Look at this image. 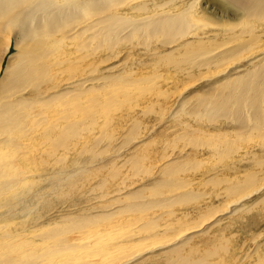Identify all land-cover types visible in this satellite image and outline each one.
Instances as JSON below:
<instances>
[{
  "label": "rangeland",
  "instance_id": "obj_1",
  "mask_svg": "<svg viewBox=\"0 0 264 264\" xmlns=\"http://www.w3.org/2000/svg\"><path fill=\"white\" fill-rule=\"evenodd\" d=\"M28 1L0 0V264H264V0Z\"/></svg>",
  "mask_w": 264,
  "mask_h": 264
},
{
  "label": "bare ground",
  "instance_id": "obj_2",
  "mask_svg": "<svg viewBox=\"0 0 264 264\" xmlns=\"http://www.w3.org/2000/svg\"><path fill=\"white\" fill-rule=\"evenodd\" d=\"M55 1H58V0H29V1H28V4H29L28 6L31 7L32 12L34 13V12H36V10L41 9L42 6H43L42 8L46 7V6H44L46 3H48V5H50V3L53 4V3H55ZM63 1H64V0H63ZM63 1H62V2H63ZM197 1H198V0H194V2H197ZM35 3H36V4H35ZM24 4H25V3H24ZM34 4H35V5H34ZM39 5H40V6H39ZM41 5H42V6H41ZM46 5H47V4H46ZM54 5H55V4H54ZM85 7H86V6H85ZM190 7H193V4L190 5ZM194 8H195V7H194ZM44 9H45V8H44ZM29 10H30V8H29ZM34 10H35V11H34ZM194 11H195V10H194ZM191 12H192V11H191ZM18 13H20V12H18ZM29 13H31V12L29 11ZM29 13H28V14H29ZM116 13H117V12H116ZM116 13H115V14H116ZM20 14H21V15H27V14H23V12L20 13ZM177 14H178V13H177ZM193 14H194V13H193ZM30 15H31V14H30ZM30 15H28V17H30V18L33 17V16H30ZM16 16H17V14H16ZM192 16H193V15H192ZM30 18H29V19H30ZM33 19H34V18H32L31 20H33ZM26 21L28 22L27 19H26ZM26 21H23V22L26 24ZM86 21H87V20H86ZM86 21H83V22H85V23H79V24L74 28V30H75L74 32H77L78 30H80V29H82V28H83V30H85L86 27H89V26H90V27H91V26H95L94 24H91V25L88 26L87 23H89V21H87V22H86ZM25 24L23 25V28L25 27L24 30H30V29H26L27 24H29V23H27L26 26H25ZM27 28H28V27H27ZM33 28H34L35 30H34ZM33 28H32V29L34 30V33L36 32V34H37V31H38V32L42 31V29H39V28H38L37 31H36V26H34ZM40 28H41V27H40ZM32 29H31V31H32ZM39 30H40V31H39ZM72 30H73V28H72ZM43 31H44V30H43ZM25 32H26V31H25ZM74 32H73V33H74ZM32 33H33V31H32ZM32 33H31V34H32ZM40 33H42V32H40ZM28 34H29V36H31L30 32H26V34L23 33V35H26V36H28ZM36 34H33V35H36ZM9 35H10V34H9ZM66 35H67V34H66ZM37 36H39V34H38ZM37 36H36V37H37ZM64 36H65V35H64ZM5 37H6V36H5ZM66 37H67V36L63 37L62 39L60 38V39H58V40H56V41H57V42H60V41L64 40V38H66ZM9 38H10V36H9ZM34 38H35V37H33V39H34ZM72 38H74V37H72ZM72 38H70V39H72ZM5 39L7 40V38H5ZM31 39H32V38H31ZM35 39H36L35 42H36L37 40H39L38 38H35ZM56 39H57V38H56ZM7 41H8V40H7ZM53 41H54V40H53ZM33 42H34V41H33ZM63 42H65V40H64ZM19 44H20V43H19ZM19 44H18V45H19ZM36 44H37V43H36ZM36 44H35L36 47H35V46H32V47L38 48L37 45L40 44V43H38L37 45H36ZM55 44H56V43H55ZM65 44H66V43H65ZM65 44H64V45H65ZM15 45H16V44H15ZM31 45H32V44H31ZM33 45H34V44H33ZM53 45H54V44H53ZM61 45H62V44H61ZM66 45H68V44H66ZM19 46H20V45H19ZM19 46H18V47H19ZM43 46H44V45H43ZM77 46H78V45H77ZM28 47L30 48V43H29V46H28ZM32 47H31V48H32ZM40 48H41V47H40ZM7 49H8V48H7ZM33 49H34V48H33ZM26 50H27L26 53H27V55H29V56H30V54H33V53L35 52L34 50H33V51H34V52H33V51H31L30 49H28V48H26ZM56 50H58V49H56ZM60 50H61V49H60ZM28 51H31L30 54H28ZM32 52H33V53H32ZM62 52H63V50H62ZM62 52H61V54L63 55L64 52H63V53H62ZM35 53H36V52H35ZM56 53H58V52H56ZM59 53H60V52H59ZM66 54H67V53H66ZM66 54H65V55H66ZM57 55H59V54H57ZM62 55H61V56H62ZM36 56H37V54H36ZM59 56H60V55H59ZM59 56H57L56 58L59 59ZM63 57H64V55H63ZM63 57H62V58H63ZM30 58H32V57H30ZM35 58H36V57H35ZM46 58L48 59L47 56H46ZM49 58H50V57H49ZM52 58H53V56L51 57V59H52ZM64 58H65V57H64ZM51 59H50V60H51ZM34 60H36V59H34ZM52 60H53V59H52ZM27 61H29V60H27ZM47 61L50 62L49 60H47ZM47 61H46V63H47ZM55 61H56V60H55ZM29 62H30V61H29ZM58 62H60V61H58ZM33 63H34V62H33ZM35 63H36V62H35ZM43 63H44V61H43ZM51 63H52V65H56V64H54V60H53ZM55 63H57V62H55ZM26 64H27V63H26ZM29 64H31V63H29ZM27 65H28V64H27ZM33 65H34V64H33ZM23 66H24V65H23ZM56 66H57V65H56ZM29 67H30V66H29ZM22 68H23V67H22ZM25 68H26V67H25ZM25 68H24V69H25ZM33 68H34V67H33ZM24 69H22L23 72H24ZM54 69H56V68H54ZM19 70H20V69H19ZM25 70H27V69H25ZM30 70H31V69H30ZM30 70H28V71H30ZM52 71H53V69H52ZM56 71H57V70H55L54 72H56ZM25 72H26V71H25ZM19 73H20V72H19ZM33 73H34V72H33ZM24 74H25V73H24ZM26 74H28V72H26ZM50 74H51V73H50ZM19 75H20V74H19ZM48 75H49V74H48ZM25 77H27V76H25ZM46 77H47V76H46ZM53 78H54V76H53ZM26 87H27V86H26ZM26 87H25V88H26ZM52 87H53V86H52ZM19 89H20V88H19ZM21 90H22V89H21ZM49 90H50V89H49ZM19 92H20V90H19ZM42 93H43V92H42ZM8 96H9V95H8ZM8 96H7V97H8ZM9 97H10V96H9ZM1 101H2V100H1ZM4 103H8V101H6V102H4ZM8 104H9V103H8ZM15 105H16V104H15ZM13 106H14V104H13ZM13 106H10V105H9L8 107H13ZM6 107H7V104H6ZM8 107H7V108H8ZM9 109H12V108H8L7 111H8ZM21 109H23V108L21 107ZM24 109H25V108H24ZM12 110H14V109H12ZM12 110H11V111H12ZM0 111H1V110H0ZM14 111H15V110H14ZM14 111H13V113H11V114H13V115H17V114H14V113H15ZM16 111H17V110H16ZM23 111H24V110H23ZM28 111H29V110H28ZM21 112H22V110H21ZM26 112H27V110H26ZM0 113H2V111H1ZM27 113H28V112H27ZM31 113H33V112L30 110L29 113H28V116H30ZM4 114H5V113H4ZM11 114H10V115H11ZM22 114H23V113H22ZM0 115H1V114H0ZM13 115H11V116H13ZM31 115H32V114H31ZM18 116H20V115H18ZM28 116H27V117H28ZM33 117H34V116H33ZM1 118L3 119L2 116H1ZM11 118H12V117H11ZM0 120H1V119H0ZM15 120H16V119H15ZM16 122H18V121H16ZM14 123H15V121H14ZM18 123H19V122H18ZM6 124H7V123H6ZM10 124H12V123H10ZM30 124H31V123H30ZM33 124H35V123L33 122ZM36 124H37V123H36ZM36 124H35V126H39V125H36ZM19 125H20V124H19ZM35 126H34V128H35ZM18 127H19V126H18ZM23 127H24V126H23ZM31 127H33V126H31ZM36 128H37V127H36ZM11 129H12V127H11ZM13 129H14V128H13ZM13 129H12V130H13ZM31 129L33 130V128H30V130H31ZM7 130H8V129H6L5 131L7 132ZM32 130H31V131H32ZM37 130H38V129H37ZM31 131H30V132H31ZM17 132H18V131H17ZM30 132H29V133H30ZM10 133H11V131H10ZM13 133H14V132H13ZM5 134H7V133H5ZM11 135H12V134H11ZM14 135L17 136L16 133H15ZM22 135H24V133L21 134L20 137H21ZM6 136H7V139H8V135H6ZM29 136L31 137V134H30ZM29 136H28V137H29ZM24 138H25V137H24ZM7 139L5 138L3 141L6 142ZM20 140H21V139H20ZM30 140H31V139H30ZM3 141H1V142H3ZM11 141H12V140H11ZM25 141H27V140H25ZM4 142H3V143H4ZM21 142H22V140H21ZM28 142H29V141H28ZM19 143H20V142H19ZM23 143H24V140H23ZM30 144H31V143H30ZM20 145H21V144H20ZM23 146H27V145H25V143H24ZM26 148H28V147H26ZM26 148H25V149H26ZM20 149H21V148H20ZM22 149H24V148H22ZM26 150H27V149H26ZM7 151H8V149H7ZM22 151H23V150H22ZM9 152H10V151H9ZM9 152H7V153L9 154ZM24 154H25V152H24ZM12 157H15V158H16L17 155L15 156V154H14V155H12ZM12 157L10 158V159H11L10 161H14V160H13L14 158L12 159ZM18 157H20V156L18 155ZM18 157H17V158H18ZM7 158H8V157H7ZM17 158H16V159H17ZM17 160H18V159H17ZM10 163H11V162H10ZM12 163H13V162H12ZM19 164H20V163H19ZM14 165H16V164H13L12 166H14ZM10 166H11V164H10ZM22 166H23V165H22ZM16 167H17V165L15 166V169L18 170L17 168H19V167H17V168H16ZM20 169H21V167L19 168V171H20ZM25 169H26V168H25ZM0 170H1V169H0ZM24 171H25V170H24ZM24 171H23V172H24ZM11 172H12V171H11ZM14 172H15V171H14ZM16 172H18V171H16ZM20 172H21V174H22V169H21ZM26 172H29V170L26 171ZM22 175H23V174H22ZM28 175H29V174H28ZM19 176H20V175H19ZM24 178H25V177H23V180H21V182L24 181ZM19 179H21V178H19ZM25 180H26V179H25ZM18 181H19V180H18ZM19 182H20V181H19ZM3 183H5V182H3ZM23 184H24V183H23ZM0 185H1V184H0ZM3 186H4V185H3ZM3 186H2V187H3ZM5 186L7 187L8 184L5 185ZM2 187H0V188L2 189ZM3 191H4V190H3ZM1 194H2V193H1ZM234 200H235V199H234ZM233 203H234V202H233ZM121 219H122V217H121ZM142 219H143V218H142ZM114 220H115V219H114ZM117 220H118V219H117ZM110 221H111V220H110ZM127 221H128V220H127ZM115 222H117V221H115ZM108 223H109V222H108ZM122 223H123V222H122ZM124 223H126V222H124ZM124 223L122 224V226L124 225ZM84 224H85V223H84ZM102 224H103V223H102ZM109 224H111V223H109ZM116 224H117V223H116ZM116 224H115V225H116ZM7 225H8V224H7ZM78 225H82V224H78ZM96 225H97V224H96ZM104 225H105V224H104ZM111 225H112V224H111ZM115 225H114V226H115ZM125 225L128 226V224H125ZM105 226H106V225H105ZM129 226H130V224H129ZM129 226H128V227H129ZM97 227H98V225H97ZM76 228H77V227H76ZM110 228H111V227H110ZM112 228H113V227H112ZM114 228H116V229L119 230L120 227L117 226V227H114ZM121 228H122V227H121ZM0 229H2L1 226H0ZM107 229H109V228H107ZM40 230H41V229H40ZM111 230H112V229H111ZM118 230H116V231H118ZM123 230H125V229H123ZM1 231H2V230H1ZM22 231H23V230H22ZM28 231H29V230H28ZM36 231H37V229H36ZM43 231H44V229H43ZM109 231H110V230H109ZM119 231H120V230H119ZM121 231H122V229H121ZM126 231H128L127 228H126ZM126 231H124V232L126 233ZM30 232H31V231H30ZM30 232H27L26 234H25V233H18V234L13 233V234H8V235L6 234V239H7L8 243H9V242L11 243V246H13V245L15 246V245H17V244H15V243H18V246H17V247H19V245H20V247H21V246H22V243L20 244V242H19L18 240L25 241V240H26L25 238L27 237V235H28ZM45 232H46V231H45ZM66 232H67V231H66ZM68 232H69V231H68ZM110 232H111V231H110ZM1 233H2V232H1ZM32 233H33V232H32ZM55 233H56V232H55ZM114 233H115V232H114ZM121 233H122V232H119V235H121ZM125 233H124V234H125ZM132 233H134V232H132ZM179 233H180V232H179ZM34 234H36V233L34 232ZM37 234H38V233H37ZM37 234H36V235H37ZM40 234H41V233H40ZM40 234H39V235H40ZM43 234H45V233L43 232ZM70 234H71V235H70V238H68V240H69V241H68V243H69V248L75 252V254L77 255V258H78V259H84V258L89 257L91 252L94 253V252L97 251V250H104V249L107 250V249L109 248V247H108V245H109L108 241H110V239L107 240V236H109V235H111V234H109V232L106 233V230H105V232H104L103 229H102L101 233H99V232L97 233V231H96V232H93V229L90 228V226H89V227H80V226H79L78 229H75L74 231H71ZM127 234H128V233H127ZM0 235H1V234H0ZM36 235H32V236L35 237ZM39 235H37V237L42 236V235H40V236H39ZM45 235H46V234H45ZM48 235H49V234H48ZM55 235H56V234H55ZM58 235H59V234H58ZM60 235H61V234H60ZM60 235H59V236H60ZM67 235H68V234H67ZM128 235H129V234H128ZM50 236H51V235H50ZM68 236H69V235H68ZM111 236H112V235H111ZM111 236H110V238H112ZM116 236H118V235H116ZM123 236H126V234H125V235L122 234V238H123ZM133 236H134V235H133ZM137 236H138V233H137ZM2 237H3V236H2ZM37 237H35V238H37ZM47 237H48V236H47ZM60 237H62V236H60ZM171 237H172V236H171ZM4 238H5V237H4ZM4 238H3V241L6 240V239H4ZM29 238H30V237H29ZM29 238H28V240L30 241L31 238H30V239H29ZM42 238H43V236L41 237V240H42ZM58 238H59V237H58ZM62 238H63V237H62ZM43 239H44V238H43ZM51 239H52V237H51ZM51 239H50V240H51ZM114 239H115V238H114ZM138 239H139V238H137V240H138ZM1 240H2V238H1ZM33 240H34V239H33ZM41 240L39 241V242H41V244H43L44 242H46L45 239L42 240V241H41ZM53 240H54V239H53ZM112 240H113V239H112ZM137 240H136V237H132V235H131V237L127 236L126 238H124V239H122V240H119V241L116 242L115 244H114V241H115V240H114V241H113V244H114V245L110 247V248H111V249H110L111 251L109 250L110 252H109L108 254H110V255L113 254V255H116V256L121 255L122 253H124V252H126L127 250H129V248H130L131 246H135V245L137 244V242H138ZM141 240H142V239H141ZM155 240H156V239H155ZM7 241H6V242H7ZM29 241H28V242H29ZM54 241H55V240H54ZM54 241H52V243H55ZM56 241H58V240H56ZM59 241H61V242L63 243L64 240H63V241H62V240H59ZM160 241H163V239H162V240L155 241V242L153 241V243L155 244V243H158V242H160ZM13 242H15V243L12 244ZM26 242H27V240H26ZM33 242H35V241H33ZM33 242H31V243H33ZM111 242H112V241H111ZM151 242H152V241H151ZM151 242H149V243H151ZM2 243H3V242H2ZM10 243H9V244H10ZM37 243H38V240H37ZM64 243H66V242L64 241ZM5 244H7V243L4 242V245L0 243V246H5V248H6V247H10V246H6ZM26 244H27V243H26ZM29 244H30V243H29ZM41 244H40V245H41ZM57 244H59V242H57ZM147 244H148V243H147ZM27 245H28V244H27ZM30 245H31V244H30ZM30 245H29V246H30ZM35 245H36V244H35ZM38 245H39V243H38ZM62 245H63V244H62ZM148 245L150 246L151 244H148ZM42 246H44V245H42ZM45 246H46V243H45ZM47 246H48V245H47ZM145 246L147 247V245H145ZM149 246H148V248H149ZM153 246H154V245H153ZM20 247H19V248H20ZM33 247H34V245H33ZM33 247H32V248H33ZM39 247H40V246H39ZM56 247H57V246H56ZM139 247L142 248L143 246H142V247L139 246ZM2 248H3V247H2ZM19 248H18V249H19ZM22 248H23V246H22ZM22 248L19 249V252L22 251V250H21ZM24 248H26V247H24ZM24 248H23V249H24ZM42 248H43V247H42ZM6 249H7V251H8V248H6ZM6 249H5V250H6ZM27 249L29 250L30 247L27 248ZM47 249H50V248H47ZM15 250H16V249L12 250V252H11L10 250L8 251V252H10V253L8 254V255H10V257H8V258H7V252L4 251V252H5V257H6L7 260L10 259V258L13 259L12 257H14L15 255L18 256L17 254L13 253ZM20 250H21V251H20ZM28 250H27V251H26V250H25V251L23 250V251H24L25 254H27V252H28L29 255H28V254H27V255L24 254V256H26V262H25V263L30 264V263H31L30 261H32V260H31V257H32V256H31V253H30L31 251H28ZM41 251H43V250H41ZM41 251H40V252H41ZM4 252H2V253H4ZM37 252H39V251L37 250ZM37 252L35 251V254H36ZM40 252H39V253H40ZM44 252H46V251H45V247H44ZM44 252L41 253V255L45 257V256H47V255H44ZM63 252L65 253V251H63ZM69 252H70V251H69ZM69 252H68V253H69ZM98 252H99V251H98ZM12 253H13V255H12ZM22 253H23V252H22ZM32 253H33V251H32ZM61 253H62V252H61ZM64 253H63V254H64ZM14 254H15V255H14ZM58 254H59V253H58ZM58 254H57V255H58ZM63 254H60V255H63ZM69 254H70V253H69ZM125 254H126V253H125ZM125 254H123V255H125ZM1 255H2V254H1ZM1 255H0V256H1ZM11 255H12V256H11ZM19 255H20V254H19ZM39 255H40V254H39ZM66 255H67V254H66ZM110 255H108V257H110ZM130 255H131V253H130ZM2 256H4V255H2ZM27 256L30 257L29 260H28V257H27ZM48 256H51V255H48ZM64 256H65V255H64ZM71 256H72V255H71ZM91 256H92V255H91ZM106 256H107V255H106ZM137 256H138V255H137ZM5 257H4V259H5ZM18 257H19V256H18ZM51 257H52V256H51ZM53 257H54V256H53ZM53 257H52V258H53ZM112 257H113V256H112ZM0 258H1V257H0ZM16 258H17V257H16ZM21 258H23V257H21ZM24 258H25V257H24ZM46 258H47V257H46ZM46 258H45V259H46ZM56 258H57V257H56ZM56 258H55V259H56ZM62 258H63V257H62ZM92 258L94 259L95 257H92ZM6 259H5V260H6ZM17 259H18V258H17ZM42 259H43V258H42ZM48 259H49V257H48ZM102 259H103V257H102ZM110 259H111L112 262H113L114 258H111V257H110ZM1 260H3V259H1ZM1 260H0V261H1ZM14 260H15V257H14ZM14 260H12V261L15 262ZM19 260H20V259H18V261H19ZM24 260H25V259H23V261H24ZM36 260H38V259H36ZM53 260H54V258H53ZM69 260H70V259H69ZM76 260H77V259H76ZM111 260H110V262H111ZM116 260H119V258L116 259ZM120 260H121V259H120ZM3 261H4V260H3ZM8 261H9V260H8ZM16 261H17V260H16ZM20 261L22 262V259H21ZM64 261H66V260H64ZM64 261L62 262L63 264H64ZM86 261H87V260H86ZM104 261H107V260H104ZM108 261H109V260H108ZM28 262H30V263H28ZM48 262H50V260H49ZM60 262H61V261H60ZM93 262H94V261H93ZM97 262H99V261H97ZM102 262H103V261H102ZM114 262H115V261H114ZM116 262H117V261H116ZM8 263L10 264V263H11V260H10V262L5 261V264H8ZM41 263H42V262H41ZM45 263H46V262H45ZM69 263L79 264V263H77V262H75V261H69ZM69 263H67V264H69ZM108 263H109V262H108ZM108 263H107V264H108ZM22 264H24V263H22ZM32 264H33V263H32ZM34 264H35V263H34ZM43 264H44V262H43ZM51 264H52V263H51ZM80 264H81V263H80ZM86 264H87V263H86ZM91 264H96V263H95V262L92 263V260H91ZM102 264H105V263H102ZM111 264H112V263H111Z\"/></svg>",
  "mask_w": 264,
  "mask_h": 264
}]
</instances>
